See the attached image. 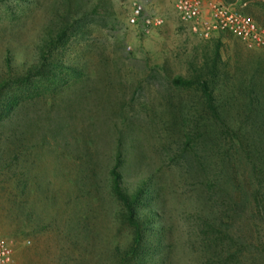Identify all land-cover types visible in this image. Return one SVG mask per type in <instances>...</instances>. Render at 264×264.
Returning <instances> with one entry per match:
<instances>
[{
	"label": "rangeland",
	"instance_id": "1",
	"mask_svg": "<svg viewBox=\"0 0 264 264\" xmlns=\"http://www.w3.org/2000/svg\"><path fill=\"white\" fill-rule=\"evenodd\" d=\"M143 1L164 19L147 34L127 23V0H0V74L5 53L17 71L38 62L61 13L80 23L46 52L54 71L7 86L20 110L0 126V234L15 264H115L116 246L124 255L132 229L111 190L116 160L128 189L146 181L142 206L158 213L160 242L129 264H203L198 207L232 215L235 203L245 264H264V46L200 38L173 0ZM232 4L264 26V0ZM198 70L218 118L199 85L171 81Z\"/></svg>",
	"mask_w": 264,
	"mask_h": 264
},
{
	"label": "trees",
	"instance_id": "2",
	"mask_svg": "<svg viewBox=\"0 0 264 264\" xmlns=\"http://www.w3.org/2000/svg\"><path fill=\"white\" fill-rule=\"evenodd\" d=\"M71 16L72 14L69 11L63 12L60 14V20L57 25L55 24L56 26H48L45 29L41 41L37 44L39 59L35 64L27 68L23 65L22 70L17 71L12 67L9 54L5 53L6 70L0 74V126L5 120L10 121L20 110L18 95L9 94L7 86L15 83L26 85L28 82H32L33 76L42 75V72L45 75L47 72L54 71L56 65H59L58 60L47 62L45 55L46 52H50L56 46L64 44L68 36L71 33H76L80 28L79 20L70 18ZM203 76V73L198 70L195 78L176 75L171 81L175 85L181 86L199 85L205 97V105L211 111L213 117L218 118L217 110L212 104V93L207 80L203 79ZM120 163V160H116L115 165L110 170L111 190L120 204L118 215L131 227L132 237L123 251V256L119 254L121 248L116 246L117 262L115 264H129L130 255L148 253L147 244L160 242L158 234L155 236L153 233L158 228L153 224L154 219L158 218V213L151 206L145 209L142 206V204L147 203L143 194L146 181H141L133 189H128L125 186L119 169ZM241 205L243 204L235 203L232 205V215H224L219 206L212 207L205 212L201 207H198L199 213L202 215H198L200 222L195 224V230L202 247H204L203 264H245L247 260H250L247 259L250 243L234 233L232 229L236 216L239 215L238 211L240 212ZM256 212L260 213V210L257 209Z\"/></svg>",
	"mask_w": 264,
	"mask_h": 264
},
{
	"label": "built area",
	"instance_id": "3",
	"mask_svg": "<svg viewBox=\"0 0 264 264\" xmlns=\"http://www.w3.org/2000/svg\"><path fill=\"white\" fill-rule=\"evenodd\" d=\"M127 2V23L139 26L144 34L163 24V17L153 10H146L143 0ZM173 6L177 15L190 25L191 32L200 38L208 39L215 32H228L248 47L264 46V26L233 4L218 0H173ZM0 264H15L12 246L1 234Z\"/></svg>",
	"mask_w": 264,
	"mask_h": 264
},
{
	"label": "crops",
	"instance_id": "4",
	"mask_svg": "<svg viewBox=\"0 0 264 264\" xmlns=\"http://www.w3.org/2000/svg\"><path fill=\"white\" fill-rule=\"evenodd\" d=\"M218 1H220V2H222L224 4H230V5H232V0L231 1L218 0Z\"/></svg>",
	"mask_w": 264,
	"mask_h": 264
}]
</instances>
